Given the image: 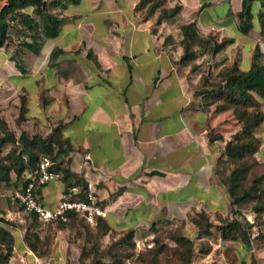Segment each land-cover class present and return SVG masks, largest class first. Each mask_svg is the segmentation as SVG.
<instances>
[{
	"label": "crops",
	"instance_id": "0c3cea01",
	"mask_svg": "<svg viewBox=\"0 0 264 264\" xmlns=\"http://www.w3.org/2000/svg\"><path fill=\"white\" fill-rule=\"evenodd\" d=\"M140 1L68 2L55 11L63 18L59 35L38 34V53L22 45L35 43L31 36L1 48L0 111L20 113L24 99L23 127L32 135L47 136L64 125L73 151L63 167L87 191L79 197L82 186L51 181L39 190L49 210L73 187L80 189L75 198L87 200L91 183L108 213L99 219L111 224L183 218L194 211L231 216L220 160L231 138L218 135L214 111L197 91L210 70L216 76L235 63L243 71L255 62L264 66L262 0H167L165 9L180 12L162 19L161 9H137ZM247 4L252 28L244 34L240 13ZM188 24L204 38L233 42L218 53L196 47L198 57L182 62V26ZM258 99L264 112V97ZM256 136L264 156V121ZM12 179L7 192L21 188ZM14 203L0 199V217L14 220Z\"/></svg>",
	"mask_w": 264,
	"mask_h": 264
},
{
	"label": "rangeland",
	"instance_id": "374dc122",
	"mask_svg": "<svg viewBox=\"0 0 264 264\" xmlns=\"http://www.w3.org/2000/svg\"><path fill=\"white\" fill-rule=\"evenodd\" d=\"M2 5L3 2L0 7ZM199 51L205 52L202 49ZM224 69L216 76H213L212 70L208 75L205 74L197 92L199 95L205 94L207 108L214 111V120L219 123L218 135L223 133L232 140L241 131L244 121L235 115V106L221 110L220 107L226 104L216 95H208L219 88ZM3 111H0L1 116L18 137L22 131H27L23 127L26 120H18L19 111ZM10 148V145L7 146L4 153ZM260 148L261 145L256 153L246 156L244 160L221 159L227 173L224 179L242 161L248 164V173L241 191L248 189L256 177L264 176V156L259 155ZM221 157L226 156L222 154ZM12 175L15 179V174ZM1 187L0 194L9 196L0 199L15 201L16 208L13 211L14 220L3 217L11 225L0 222V226L5 225L14 235L13 256L6 264H264V211H257L259 204H264V180L258 186L259 198L249 199L239 214L234 215L233 208L231 216L227 217L220 214L213 216L207 211H194L187 217H171L155 222L148 220L138 225H125L121 222L111 224L106 220L105 224H91L81 215L64 225H61L62 221L46 223L16 201L13 187L9 192L5 191L7 185L2 184ZM203 214L214 225L211 234L206 233V218H203ZM233 219L243 223L247 234L238 240H224L218 226ZM195 221H199L200 226ZM27 233L29 239L37 245V251L31 252L26 247ZM38 237L42 240L38 241ZM26 249L30 254L24 252Z\"/></svg>",
	"mask_w": 264,
	"mask_h": 264
},
{
	"label": "trees",
	"instance_id": "16d2710c",
	"mask_svg": "<svg viewBox=\"0 0 264 264\" xmlns=\"http://www.w3.org/2000/svg\"><path fill=\"white\" fill-rule=\"evenodd\" d=\"M78 1L0 0V3L3 2L0 8V49L15 44L16 38L31 36L35 38V43H28L24 40L22 45L38 53L39 49L36 46L38 34H41L46 39L55 38L59 35L63 18L55 11L64 9L68 2ZM166 3L167 0H141L137 5V9H143L149 5L151 13L161 9V19L164 17H175L180 12V7L167 10L164 8ZM262 3L264 7V0H262ZM251 18V8L247 4L246 9L240 13V29L242 33L248 34L251 30ZM262 20L264 28V12ZM182 34V44L185 50L181 59L182 62H191L198 57L195 50L196 47H200L203 51L210 49L212 52L218 53L233 42L232 39H224L221 43H218L213 38H204L198 33L194 24L182 26ZM208 95H216L218 99L226 104L220 107L221 110L229 108L228 106H235V115L239 120L244 121L241 131L236 133L233 139L225 146L223 154L227 156V159L244 160L246 156L256 153L261 145L260 139L256 136V130L264 121L262 103L258 99V96L264 97V66L255 62L247 71L241 70L237 63L226 67L222 72L219 88L208 93ZM27 113L26 101L22 99L19 122L26 120ZM63 127V124L55 126L47 136L40 133L30 135L27 131H22L18 137L0 114V185H10L13 180L12 173H14L16 176L14 184H17L18 187L19 184H21V187L25 186L31 181L29 175L38 166L40 160L43 157H49L53 162V169L62 174V180L66 182V186L68 188L82 186L79 197H84L87 191L86 183L63 167L65 156L73 151L71 142L63 136ZM9 145L11 146L10 150L4 153V149ZM247 173L248 164L242 161L240 166L235 168L224 179L232 198L234 215L240 213L243 204L249 199L259 198L258 186L263 182L264 176L256 177L248 189L241 191L240 188L245 181ZM259 205L257 211H264V204ZM79 215L83 216L79 212H70L67 222L74 220ZM202 216L206 218V233L211 234V228L214 225L210 223L206 215L203 214ZM0 222L11 225L10 221L3 217H0ZM60 223L61 225L66 224L63 221ZM97 223L105 224V220L98 219ZM195 223L199 224V226L201 224L199 221H195ZM243 227L242 222L233 219L222 223V225L218 226V229L222 239L238 240L239 237L243 238L247 234ZM41 240L38 237V241ZM26 242L28 244L26 245L27 248L33 252L37 251V245L29 239L28 233L26 234ZM13 243L14 235L12 232L5 225L0 226V264H6L10 261L13 256Z\"/></svg>",
	"mask_w": 264,
	"mask_h": 264
},
{
	"label": "built area",
	"instance_id": "2783aa9c",
	"mask_svg": "<svg viewBox=\"0 0 264 264\" xmlns=\"http://www.w3.org/2000/svg\"><path fill=\"white\" fill-rule=\"evenodd\" d=\"M31 181L16 192V198L26 211L35 213L46 223L67 222L70 212L81 213L86 220L95 224L99 218H106L107 211L99 204L93 184H88L87 200L75 198L80 193L78 187H73L68 193L65 191L55 210H49L39 199V191L51 181L62 180V174L53 169V162L49 157H43L35 170L29 175ZM152 248L151 244H148Z\"/></svg>",
	"mask_w": 264,
	"mask_h": 264
}]
</instances>
